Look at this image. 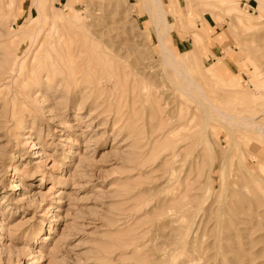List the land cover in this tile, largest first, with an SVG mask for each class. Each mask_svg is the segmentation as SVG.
I'll return each instance as SVG.
<instances>
[{
  "label": "rangeland",
  "instance_id": "obj_1",
  "mask_svg": "<svg viewBox=\"0 0 264 264\" xmlns=\"http://www.w3.org/2000/svg\"><path fill=\"white\" fill-rule=\"evenodd\" d=\"M21 2L0 0V264H264V0H163L189 90L150 0Z\"/></svg>",
  "mask_w": 264,
  "mask_h": 264
},
{
  "label": "bare ground",
  "instance_id": "obj_2",
  "mask_svg": "<svg viewBox=\"0 0 264 264\" xmlns=\"http://www.w3.org/2000/svg\"><path fill=\"white\" fill-rule=\"evenodd\" d=\"M150 1L152 4L151 5L152 7L150 8V10L146 9V11H147V15H148V21L153 23L152 25L156 31V35H157L159 45H160L161 57L165 61V63H167L172 68H174V70L182 76V79H184L185 88H186V90H189V86H191L192 84L194 85L196 83L192 80L191 77H189L188 74H186L184 71L183 72L180 71V69H184V67H185L184 63L182 62V59L175 56L172 53V51H170V49L168 48L169 46H166V44L163 43V41L161 39L162 34L159 32L160 29H163V33L165 35L166 33L169 32V30L171 28L170 27V20L167 17L168 11L164 7L163 0H150ZM249 87H250V89H252L255 86L250 84ZM189 93H190V91H189ZM196 98L198 100H200V98H198V97H196ZM206 112H207V110H206ZM220 116H221V120H222L221 122H223L224 125L232 123L231 118L229 119L227 117L228 118L227 119L226 116L223 115L222 113H220ZM251 125L262 130L261 124L252 123Z\"/></svg>",
  "mask_w": 264,
  "mask_h": 264
},
{
  "label": "crops",
  "instance_id": "obj_3",
  "mask_svg": "<svg viewBox=\"0 0 264 264\" xmlns=\"http://www.w3.org/2000/svg\"><path fill=\"white\" fill-rule=\"evenodd\" d=\"M21 3L26 6L27 4L31 3V0H22Z\"/></svg>",
  "mask_w": 264,
  "mask_h": 264
}]
</instances>
